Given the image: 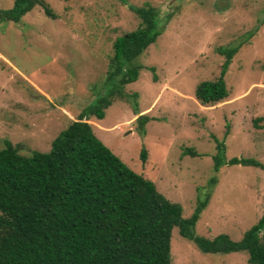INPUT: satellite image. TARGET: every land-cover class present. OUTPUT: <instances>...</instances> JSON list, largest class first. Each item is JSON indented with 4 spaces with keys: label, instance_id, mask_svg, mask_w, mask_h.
Segmentation results:
<instances>
[{
    "label": "rangeland",
    "instance_id": "rangeland-1",
    "mask_svg": "<svg viewBox=\"0 0 264 264\" xmlns=\"http://www.w3.org/2000/svg\"><path fill=\"white\" fill-rule=\"evenodd\" d=\"M43 1L54 19L35 6L19 23L0 22V147L6 140L24 155L46 152L58 132L101 93L112 41L138 24L117 0ZM127 3L155 7L161 34L136 59L143 68L136 81L124 86L126 100H115L102 119L86 122L127 167L178 203L183 217L210 192L195 234L239 240L264 211V170L223 165L214 172L212 137L224 141L225 159L264 164V0ZM11 4L0 0V9ZM231 46L238 49L224 75L227 97L200 105L195 85L217 76L224 60L217 48ZM140 116L147 118L144 134L137 129ZM142 148L144 163L139 160ZM185 148L197 156L182 155ZM211 178L216 181L209 189ZM169 253L171 264L247 260L244 251L200 252L176 229L171 230Z\"/></svg>",
    "mask_w": 264,
    "mask_h": 264
},
{
    "label": "trees",
    "instance_id": "trees-1",
    "mask_svg": "<svg viewBox=\"0 0 264 264\" xmlns=\"http://www.w3.org/2000/svg\"><path fill=\"white\" fill-rule=\"evenodd\" d=\"M117 1L137 17L138 24L112 41L101 93L58 132L46 152L32 150L24 155L16 145L3 140L0 264H171L172 229L200 252L244 251L246 264H264V211L239 240L225 234L210 239L195 234V223L210 192L197 199L191 214L183 217L178 203L166 199L152 181L127 167L86 122L89 117L102 119L104 110L115 100H126L124 86L136 81L143 68L136 59L161 34L155 7ZM35 6L55 18L43 0H12L9 8L0 9V22L19 23ZM237 49L217 48L224 57L217 76L194 87L193 95L200 105L212 106L227 97L224 75ZM148 70L153 71V67ZM146 121V116L137 118L140 134H144ZM212 139L214 172L223 165L264 170V164L252 158L225 159L224 141ZM182 155L195 157L197 153L185 148ZM139 160L145 162L143 148ZM215 181L209 180V189Z\"/></svg>",
    "mask_w": 264,
    "mask_h": 264
}]
</instances>
